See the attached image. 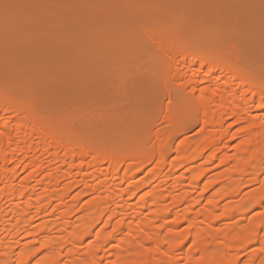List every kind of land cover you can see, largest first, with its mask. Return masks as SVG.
Returning a JSON list of instances; mask_svg holds the SVG:
<instances>
[{
  "label": "bare ground",
  "instance_id": "1",
  "mask_svg": "<svg viewBox=\"0 0 264 264\" xmlns=\"http://www.w3.org/2000/svg\"><path fill=\"white\" fill-rule=\"evenodd\" d=\"M149 34L173 64L161 71L168 91L183 79L197 93L188 119L168 108L171 130L201 117L199 137L154 157L121 144L100 150L93 140L83 148L78 132L48 127L1 96L0 112L8 116L0 119V264H239L253 247L247 264H264V78L252 75L257 52L220 39L208 53ZM237 125H245L243 141L222 154ZM171 132L155 138L173 140ZM256 209L262 211L248 219Z\"/></svg>",
  "mask_w": 264,
  "mask_h": 264
},
{
  "label": "rangeland",
  "instance_id": "2",
  "mask_svg": "<svg viewBox=\"0 0 264 264\" xmlns=\"http://www.w3.org/2000/svg\"><path fill=\"white\" fill-rule=\"evenodd\" d=\"M151 31L208 53L213 41H237L257 52L252 75L264 78V0H0V97L36 113L48 127L78 132L83 148L93 140L100 150L121 144L154 157L185 137L197 139L201 117L184 119V130H171L168 108H178L188 119L197 93H189L183 79L168 91L161 71L173 64L151 39ZM177 67L186 71L182 62ZM6 116L0 112V119ZM243 128L233 127L237 135L222 154L234 153V145L244 139ZM167 130L176 134L168 140L172 144L155 138ZM169 156L173 160L177 155ZM145 174L139 176L143 185L149 182ZM185 227L181 224L179 230ZM252 249L239 264L248 263Z\"/></svg>",
  "mask_w": 264,
  "mask_h": 264
}]
</instances>
